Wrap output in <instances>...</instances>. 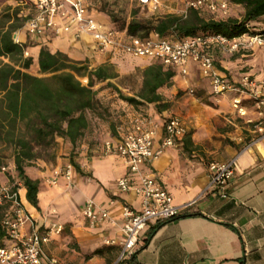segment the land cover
<instances>
[{
  "label": "crops",
  "instance_id": "crops-1",
  "mask_svg": "<svg viewBox=\"0 0 264 264\" xmlns=\"http://www.w3.org/2000/svg\"><path fill=\"white\" fill-rule=\"evenodd\" d=\"M104 1L115 8L122 5V0H84L87 15L103 28L127 33L125 26H115L103 7ZM162 1L157 0L152 5L167 8L162 15L175 14L172 0L165 4ZM230 6L238 5L230 3ZM196 13L200 16L205 12ZM259 22L264 23V16L251 21L250 29L257 31L252 25ZM151 32L150 28L144 35ZM136 33L142 34L138 30ZM18 37L23 41L19 32ZM31 39L28 51L34 62L39 47L45 46L50 52L57 50L71 59L85 60L89 68L110 65L116 73L115 77L107 79L110 82L120 74L136 73L138 89L128 96L137 99L142 70L157 64L116 49L97 50L89 35L75 37L72 26L61 29L58 34L47 32ZM211 53L213 65L221 74L237 80L243 73H249L262 82L264 93V46L232 54L213 48ZM161 68L170 71L172 76L167 84L156 90L159 100L136 105L128 103L130 109L112 122L93 119V142L85 144L93 154L77 162L78 167H84L81 170L87 172L85 178L74 169L70 187L65 186L62 179L55 186H48L45 171L23 167L25 175L38 181L37 202L33 206L25 199V188L17 177L13 160L7 167L2 166L5 169L0 171V184L14 186L34 227L43 231L51 224L60 225L58 232L50 230L48 241L41 245L40 258L46 264H264V128L259 130L255 124L256 115L250 104L247 103L246 115L238 116L230 105L231 93L211 95L208 80L195 63L185 64L184 75L177 67ZM137 113L151 116L158 124L167 113L177 114L183 120L184 136L141 168L155 176V181L171 195L174 204L189 201L192 204L178 217L150 224L141 233L133 254L116 261L117 242L122 239L118 230L120 207L128 204L136 208L138 200L130 191H118L116 179L125 173V163L114 153L103 155L102 142H116L130 128L131 119ZM247 118L253 122H248ZM161 136L159 127L154 145ZM212 160L233 161V174L225 188V197L218 192L204 191L208 180L207 163ZM7 169H11L10 177L5 175ZM87 198L105 207L114 224L103 220L93 227L88 226L81 214ZM5 207H0V218L6 213ZM20 230L28 232L29 224L24 223ZM106 238L115 243L104 244ZM0 244H8L4 234L0 235Z\"/></svg>",
  "mask_w": 264,
  "mask_h": 264
},
{
  "label": "built area",
  "instance_id": "built-area-1",
  "mask_svg": "<svg viewBox=\"0 0 264 264\" xmlns=\"http://www.w3.org/2000/svg\"><path fill=\"white\" fill-rule=\"evenodd\" d=\"M29 1L30 12L23 24L28 38L39 37L47 32L58 34L61 29L72 26L75 37L89 35L96 49L100 51L116 49L133 57L147 58L162 67H177L182 75L186 74L185 64L193 62L207 78L211 95L231 93L230 105L238 116H245L247 103L250 104L256 115L255 124L259 130L264 128L262 82H258L249 73H243L237 80H230L214 67L211 53L213 48L221 53L232 54L264 46V32H246L233 37L198 33L170 41L157 36L153 31L144 35L103 28L101 23L87 15L84 0ZM156 2L157 0H138L140 5ZM22 3L25 2L17 1V5ZM185 7L187 10L205 12L212 19H225L229 15L230 3L227 0H186ZM12 40L20 42L17 30L12 32ZM23 56H29L26 48ZM246 120L253 122L251 118ZM159 127L162 129V136L158 144L154 145V137ZM185 132L183 120L177 114H165L158 124L151 116L137 113L131 119L130 128L116 142H102L103 155L114 153L125 163V173L116 179L118 191H130L138 200L136 208L128 204L120 207L121 222L118 230L122 239L117 242L119 249L116 261L129 258L133 254L141 233L150 224H159L178 217L192 204V201L182 205L174 204L171 195L155 181V176L141 168L143 164L156 159L165 148L173 146ZM4 169L0 167V171ZM73 170L71 162L54 166L46 182L55 186L62 179L65 186L70 187ZM207 170L208 180L204 191L211 190L225 197V188L233 174V161H209ZM1 206H6V213L0 218V227L8 244H0V264H46L40 258L41 245L48 241L50 230L58 232L60 225L51 224L43 231L36 229L31 216L23 210L13 185L0 184ZM81 214L90 227L103 220L114 224L108 210L91 198L84 200ZM24 223L30 226L28 232L20 230ZM103 243L113 244L115 241L106 238Z\"/></svg>",
  "mask_w": 264,
  "mask_h": 264
},
{
  "label": "trees",
  "instance_id": "trees-1",
  "mask_svg": "<svg viewBox=\"0 0 264 264\" xmlns=\"http://www.w3.org/2000/svg\"><path fill=\"white\" fill-rule=\"evenodd\" d=\"M227 1L243 9L240 18L204 19L195 10H188L184 16L162 15L150 23L151 29L162 38L174 34L176 38L170 41L198 33L233 37L254 32L249 23L264 16V0ZM16 14L17 9L9 6L0 11V57L6 59L5 62L0 61V142L11 146L14 169L25 188V199L35 206L38 181L25 175L23 166L49 151L55 137L74 144L84 136L89 116L93 113L100 115L97 110L102 107L96 98L97 89L93 88L96 84L104 82L115 90L120 99L136 105L142 101L159 100L156 90L168 83L172 73L158 64L146 66L142 70L137 99L122 94L112 82L107 81L116 76L110 65L89 68L85 60H74L63 52H50L45 46H40L35 60L39 75L30 74L27 69L32 58L23 56L28 44L12 40V32L17 29L14 22ZM142 25L143 22L131 20L125 27L128 34H137ZM258 32H264V29ZM79 78H85V83ZM69 162L78 169L76 163Z\"/></svg>",
  "mask_w": 264,
  "mask_h": 264
},
{
  "label": "rangeland",
  "instance_id": "rangeland-1",
  "mask_svg": "<svg viewBox=\"0 0 264 264\" xmlns=\"http://www.w3.org/2000/svg\"><path fill=\"white\" fill-rule=\"evenodd\" d=\"M18 0H4L0 3V11L4 9V7L9 6L10 8H16L17 14L14 18L15 24H17V30L19 32L20 37L23 41L28 44L26 47L27 53L29 55V47L31 46L32 39L28 38L24 31V21L30 12V1L23 0L25 3L21 5H17ZM169 0L162 1V4L168 3ZM186 0H172L173 6L172 8L176 9L175 14L182 15L187 14L188 10L185 7ZM111 3L105 2L103 4L104 9L107 13L112 17L115 21L116 27H123L126 24L133 21L143 22L142 28L140 31L142 34L146 33L151 28V22L155 21L160 15H162L167 8L161 6H153L150 5H140L138 0H122V5L120 7H111ZM243 9L240 6H230L229 8V17L240 18ZM202 18H209L210 16L205 13H200ZM17 18V19H16ZM256 28L257 31L264 29V23L259 22L257 25H252V28ZM254 32L256 30H253ZM256 31V32H257ZM166 39H175L174 34L165 35ZM0 61L5 62L6 59L0 57ZM27 71L33 75H39L37 73L36 64L34 61L31 62ZM79 80L84 83V78H79ZM112 83L115 84L124 95H132L138 89V75L136 73H125L120 74V76L114 80ZM94 89H97L96 98L102 105L97 111L100 112V115L93 113V115L89 116V126L85 130V134L79 140H77L74 144H70L66 140H62L60 137H55V143L50 148L49 151L42 153L41 158L34 159L29 163H26L23 167H38L45 171L46 174H50L51 169L54 166H60L65 162H69L72 160L74 163L80 159L87 158L89 155L93 154V152L88 151L85 147L87 142H93V119L99 118L101 121L114 120L118 115H122L126 113L130 107L129 104L120 99L112 87H109L102 83L101 85H96ZM135 110H140L138 106H132ZM12 160V149L8 144H4L0 142V166L7 167L9 162ZM78 166V165H77ZM84 168V167H82ZM79 168L75 169L79 176H84L87 174L86 171H82L83 169ZM82 169V170H81ZM11 169H7L5 171V175L10 177L9 172ZM76 173V172H75ZM48 185V184H47ZM50 186V185H48Z\"/></svg>",
  "mask_w": 264,
  "mask_h": 264
}]
</instances>
